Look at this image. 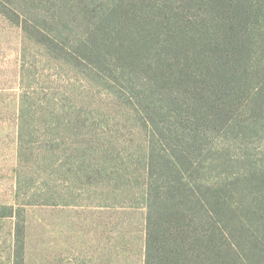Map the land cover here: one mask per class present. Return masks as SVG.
<instances>
[{
    "label": "trees",
    "instance_id": "1",
    "mask_svg": "<svg viewBox=\"0 0 264 264\" xmlns=\"http://www.w3.org/2000/svg\"><path fill=\"white\" fill-rule=\"evenodd\" d=\"M39 1L16 15L27 41L112 87L147 133L144 264H264V153L230 154L233 134L264 133L261 6Z\"/></svg>",
    "mask_w": 264,
    "mask_h": 264
},
{
    "label": "rangeland",
    "instance_id": "2",
    "mask_svg": "<svg viewBox=\"0 0 264 264\" xmlns=\"http://www.w3.org/2000/svg\"><path fill=\"white\" fill-rule=\"evenodd\" d=\"M41 3L0 0V264H144L147 133L112 87L27 41L16 15ZM230 144L261 157L264 133Z\"/></svg>",
    "mask_w": 264,
    "mask_h": 264
}]
</instances>
